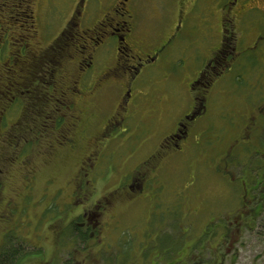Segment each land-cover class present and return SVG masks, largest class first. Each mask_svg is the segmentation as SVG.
Returning <instances> with one entry per match:
<instances>
[{
	"label": "flooded vegetation",
	"instance_id": "obj_1",
	"mask_svg": "<svg viewBox=\"0 0 264 264\" xmlns=\"http://www.w3.org/2000/svg\"><path fill=\"white\" fill-rule=\"evenodd\" d=\"M198 1L189 0V10L179 3L171 35L151 43L144 0H0V144L20 147L19 141L29 142L27 136L41 134L47 142L36 154L42 167L54 163L61 150L89 153L79 161L71 194L51 188L56 182L48 179L52 193L44 189V195L65 194L64 214L73 216L69 223L75 232L62 246L66 259L44 261L39 252V264H225L241 238L253 234L264 243V0H204L210 38L216 30L218 43L204 50L200 67L189 68L188 107L181 111L175 104L180 112L174 127L156 144L163 100L147 85L170 53L190 49L191 38L185 35L190 31L180 30ZM192 51L197 55V49ZM247 80L245 91L239 83ZM219 96L228 101L218 113L213 102H221ZM210 139L211 148L200 153L209 154L204 161L218 162L211 168L233 190L228 195L236 203L230 210L223 204L190 208L205 212L207 219L196 240H180L173 207L164 223L152 212L134 219L130 213L139 207L159 204L147 192L155 177L138 183L137 167L124 183L93 199L103 153H151L149 158H159L162 165ZM23 151L0 153V259L15 253V264L28 263L35 254L23 241L36 234L21 238L13 233L24 226L25 204L38 179L36 157ZM211 153L223 156L217 160ZM232 167L239 170L236 176ZM13 179H21L22 188L10 196L6 186ZM23 189L27 194L20 193ZM51 205H43L42 213ZM169 222L174 224L168 241L163 234ZM126 231L140 238L137 244L121 237ZM65 233L58 232L59 242ZM73 237H88L93 245L78 248ZM179 240L187 245L181 250Z\"/></svg>",
	"mask_w": 264,
	"mask_h": 264
},
{
	"label": "rangeland",
	"instance_id": "obj_2",
	"mask_svg": "<svg viewBox=\"0 0 264 264\" xmlns=\"http://www.w3.org/2000/svg\"><path fill=\"white\" fill-rule=\"evenodd\" d=\"M188 1L189 0H144V9L142 13L143 18H145L144 24L148 40H150L151 43H153L154 40H160L163 36L169 37L171 35L172 28L176 23V9L178 8V4L180 3L182 10H189L188 8L190 5ZM205 5L204 0H199L196 5L197 8H194L191 12L189 17L190 21L186 22L187 25H185L184 22L180 30L181 33L182 30L186 32L190 31V33L185 34L191 38V43L189 44L190 49L181 54L170 53L169 61L167 63L166 60V63L163 64L165 66L162 72L147 85L149 87L147 89L148 91H158L155 95L162 97L163 100L161 106L158 107L159 116L156 128L159 137L156 139V144L163 138L162 136L166 132L174 127L173 121L180 112L175 110V104L180 103L181 111L188 107L189 100L187 96H185L186 89L184 87L187 84L189 85L188 81L192 79L189 80L187 78L190 74V72H188L189 68L193 66V64H198L197 68L200 67L206 57L204 50L206 48L212 49L216 47L218 43V33L216 30L212 32L210 38L209 17L208 14L205 13ZM214 23H216V21H214ZM209 38V45H204L209 42ZM193 48L198 50L197 55L193 53ZM206 54L208 55V53ZM2 63H5V61H2ZM166 64H168L169 67ZM248 80L251 79L248 78ZM248 80L239 83L243 86L245 91L250 88V82ZM178 96L183 97V100L176 102ZM220 98L219 96V99ZM227 101V99L221 98V102H213L215 105L213 110L218 109L219 113L220 109ZM229 101L237 103L244 102L242 98H239L238 101H234V98H232ZM212 120L216 122L213 117ZM37 134L27 136L29 142L25 140L19 141L21 144L20 147H11L8 142H2L0 144V153L5 154L3 150L8 153H16L17 149L24 148L23 153H31V155H34L36 157L35 163H37L39 159L36 154L40 153V151L44 150V147L47 146L45 138L42 137L41 134H39L38 137ZM212 145L213 141H211V139L204 141L201 147L193 149V151L186 156L175 157L172 160L164 162L162 165L159 164V158H149L151 153H103L101 168L98 170L97 174L99 179L96 181L98 190L95 188L97 194H94L93 199L95 200L101 197L119 183H124L126 174L130 173L133 167H137V171L140 173L137 175L138 183L140 181L142 182V177L146 179L155 177V181H150L149 186L147 185V192L151 197L155 196L154 198L159 204L157 206L153 204L139 207L136 211L130 213L133 214L134 219L142 220L152 212L153 218L164 223L168 218L167 210L173 207L175 212L179 213L177 230L180 237H183L180 238V240H184L187 237H190V241L191 237L196 240L198 238L196 234H200L207 219L205 212H194V210H192L191 213L190 208H198L202 205L200 207L216 209L223 204L226 205L224 207L226 210H230L234 207V203H236V197L228 195L232 193L233 190H231L229 185L221 177L217 176L211 168V165L215 166L218 162L215 163L214 160L210 162L204 161V155L209 154L200 153L201 150L210 149ZM88 154L89 153L72 154L61 150L57 153V158L54 160V163H50V166L42 167L40 162L37 163L39 167L37 169V185L35 186L34 184V193L27 199L25 204L24 211L26 213L25 220L23 219L24 226L13 232L21 238H25L24 235L28 233L36 234L27 236L28 239L23 241L24 245L27 247V252L35 253L30 257V262L25 264H39V257L41 255L45 256L44 261L49 259L52 261L56 258V262H59V260L63 261L67 258V255L64 256L65 254L62 250V246L64 245V241L70 236H73L75 232L74 226L69 223L73 216L64 214L65 194L62 196L55 194L54 198L49 199L44 195V193H46L44 189L50 190V187L46 186L48 179H50L51 184L56 182L51 188L54 189L55 186H59L69 189L68 193L71 194L72 188L70 182L78 168L77 166L79 165L80 159ZM211 155H218L217 160H219L223 156V153H211ZM155 167H159L156 172H149V169ZM230 171L233 176H236L239 172V170L234 167L230 168ZM17 175H19V173L15 174V176ZM21 188V179L10 180L6 186L10 196L13 192L20 191ZM20 193L27 194V189H23ZM49 193H52V190H50ZM20 201L21 200H19V202ZM38 201L40 202L37 203ZM49 202L52 205L48 213H42L43 205L45 207ZM66 208L68 211L69 208ZM44 214H46V216H44ZM193 214L198 215L194 216ZM172 224L174 223L169 222L168 228L165 229L163 234L168 241L172 235ZM62 229H66V233L59 242L58 232ZM121 234V237L124 239L131 238L136 244L140 240L137 235L131 236V233L127 231L121 232ZM72 240H77L73 244L78 248L93 245V241L89 240L88 237H73ZM180 240L178 246L179 250H181L180 247L183 245L184 247L187 246ZM20 241L21 240L15 242L19 243ZM240 242L241 244L236 247L233 254L228 256L225 264H264V243H258L253 238V234L249 237L245 236L241 238ZM70 244L74 250V245L72 243ZM36 246H39V249H37ZM36 253H39L40 256H35Z\"/></svg>",
	"mask_w": 264,
	"mask_h": 264
},
{
	"label": "trees",
	"instance_id": "obj_3",
	"mask_svg": "<svg viewBox=\"0 0 264 264\" xmlns=\"http://www.w3.org/2000/svg\"><path fill=\"white\" fill-rule=\"evenodd\" d=\"M0 264H15V253L9 252V254L0 259Z\"/></svg>",
	"mask_w": 264,
	"mask_h": 264
}]
</instances>
